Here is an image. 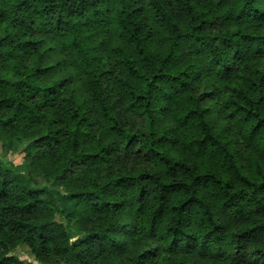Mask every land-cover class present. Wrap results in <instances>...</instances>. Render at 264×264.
Wrapping results in <instances>:
<instances>
[{
    "label": "trees",
    "instance_id": "obj_1",
    "mask_svg": "<svg viewBox=\"0 0 264 264\" xmlns=\"http://www.w3.org/2000/svg\"><path fill=\"white\" fill-rule=\"evenodd\" d=\"M45 37L84 98L26 65ZM0 142V264H120L127 238L128 264H264V0H0Z\"/></svg>",
    "mask_w": 264,
    "mask_h": 264
},
{
    "label": "rangeland",
    "instance_id": "obj_2",
    "mask_svg": "<svg viewBox=\"0 0 264 264\" xmlns=\"http://www.w3.org/2000/svg\"><path fill=\"white\" fill-rule=\"evenodd\" d=\"M43 40L42 48L39 52H36L32 55H29L26 59V65L31 67L34 65L35 60L40 57L42 64L44 66H51L54 65L55 68L50 71L47 75L44 76V81L46 82H53L60 79H65V88L68 94L73 93V95L79 99L84 98L86 91L85 87L82 81V77L80 73L76 70L74 65L72 64L71 59L67 55V53L60 48V44L51 37H45L41 38ZM112 38L109 37V39L106 41L103 46H101L100 51L106 52L109 43H111ZM220 100V99H219ZM207 106L212 107H218L215 102H207ZM55 116L59 117L61 115L60 111V102L54 101L52 103V107L49 109ZM213 119L215 124L218 126L221 123V117L219 113L216 111L213 114ZM92 143H89V146ZM88 146V147H89ZM123 147V141L119 139L117 141V149H121ZM177 148V147H176ZM175 148V149H176ZM43 152H49V149L47 147H41L40 149ZM31 152V150L28 149V144L21 146L17 151H11L8 153L7 159L14 164L17 171L21 174H23L26 178H29V172H30V161L28 154ZM2 153L1 148V142H0V154ZM31 154V153H30ZM114 160L111 164V167L114 171L121 170L125 172L126 170H130L131 168H143L145 167V164L141 161L142 159L140 157H136L135 155H132L129 151L124 150L123 152H114L113 154ZM38 184H42L41 180L37 181ZM56 191L55 198L61 208H66L67 213H71L75 209V203L71 202L69 199H64L61 197V194L63 195L64 192L61 189H54ZM96 221H88V224L90 226L96 225ZM128 248L126 249L125 254H121L118 256H113L112 258L114 261L119 260L120 264H128L127 257L135 251L143 252L147 248L150 247V244L147 240L142 238H136V240H132L131 238H127ZM152 246V245H151ZM18 258L23 260H28L29 257L22 251H17L15 253ZM157 260V259H156ZM154 258L150 257L148 258L147 264H158ZM163 263V262H162ZM186 264H208L206 263V260H203L198 257H190L187 260Z\"/></svg>",
    "mask_w": 264,
    "mask_h": 264
}]
</instances>
